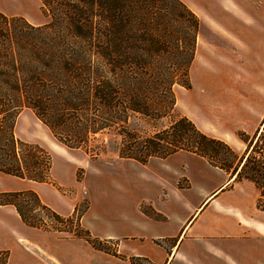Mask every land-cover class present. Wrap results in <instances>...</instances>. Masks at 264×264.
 Masks as SVG:
<instances>
[{
    "label": "trees",
    "instance_id": "obj_1",
    "mask_svg": "<svg viewBox=\"0 0 264 264\" xmlns=\"http://www.w3.org/2000/svg\"><path fill=\"white\" fill-rule=\"evenodd\" d=\"M40 1L49 19L42 25L0 11V173L51 180L50 151L16 133L18 116L30 109L70 149H87L97 134L113 131L122 138L121 158L145 164L192 152L237 173V180L255 182L264 202V132L250 142L240 133L249 142L241 156L177 110L175 85L191 88L200 29L182 0ZM165 118L173 119L164 125ZM5 205L31 227L81 237L110 252L81 225L87 207L64 217L32 189L0 192ZM9 257L0 249V264ZM130 261L154 264L146 257Z\"/></svg>",
    "mask_w": 264,
    "mask_h": 264
},
{
    "label": "crops",
    "instance_id": "obj_2",
    "mask_svg": "<svg viewBox=\"0 0 264 264\" xmlns=\"http://www.w3.org/2000/svg\"><path fill=\"white\" fill-rule=\"evenodd\" d=\"M182 1L199 18L200 29L191 88H175L177 110L242 156L264 132V0ZM16 3L25 8L20 0H0V11L46 23L37 11L31 17ZM63 167L60 171L73 175L70 162ZM95 169L87 167L83 185L89 204L80 222L105 244L114 241L116 254L81 237L31 227L5 205L0 249L10 252L8 264H131L132 256L154 264H264V207L252 180H237V173L182 150L145 164L122 158ZM2 176L6 185L0 192L32 189L60 215L74 214L78 197L69 202L54 182ZM69 178L61 183L72 186ZM29 230L42 235L28 236Z\"/></svg>",
    "mask_w": 264,
    "mask_h": 264
},
{
    "label": "rangeland",
    "instance_id": "obj_3",
    "mask_svg": "<svg viewBox=\"0 0 264 264\" xmlns=\"http://www.w3.org/2000/svg\"><path fill=\"white\" fill-rule=\"evenodd\" d=\"M20 1L25 5V8L17 5V3L16 6L26 11L29 16L33 17L32 15H35L37 11L43 22L49 20L42 14V2L40 0H36L37 4L35 0ZM30 24L37 25L34 22H31ZM175 88L178 89V91L181 90L178 85H175ZM172 119L173 118H165L162 121L164 125H168ZM16 133L18 137L29 142L39 143L50 151L52 155V168L54 167L53 172H51L50 181L54 182L62 189L60 191L65 193L69 202L72 201L73 198L78 197L79 201L77 202V207L80 208V210L85 209L89 204L87 187L83 185L88 171L87 167L89 165H94L96 166V169L103 168L111 165V163L117 159H122L118 155L119 148L122 145V138L113 131H103V133L97 134L96 138L92 139L88 144L87 149H70L57 141L51 134L49 128L44 125L30 109L23 110L18 116L16 121ZM65 160L73 165V175L69 176L68 171H60V169L64 168L63 165L66 162ZM96 169L95 172L98 171ZM56 171L59 172L57 175L55 174ZM2 175L3 174L0 173V178L3 177ZM69 177L73 178L72 186H67L61 183L62 181L68 182V179H70ZM76 177L78 180H76ZM4 185H6V181L3 180L0 182V186ZM263 205L264 202L261 201V206ZM11 216L16 218L15 214ZM1 218L2 217H0V225L3 226ZM16 219L18 220L19 218ZM29 231L32 233L28 234V236L39 237L42 235V232L38 230ZM114 243V241H110L103 246L110 252H115L117 248ZM18 251L22 250L18 248Z\"/></svg>",
    "mask_w": 264,
    "mask_h": 264
}]
</instances>
